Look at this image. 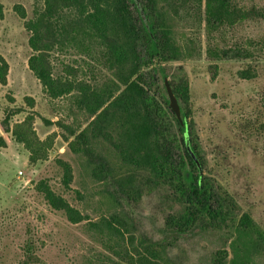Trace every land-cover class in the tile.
Listing matches in <instances>:
<instances>
[{"label": "trees", "instance_id": "trees-1", "mask_svg": "<svg viewBox=\"0 0 264 264\" xmlns=\"http://www.w3.org/2000/svg\"><path fill=\"white\" fill-rule=\"evenodd\" d=\"M41 1L25 22L33 52L29 69L50 99L67 100L66 117L83 116L86 125L70 129L68 149L85 159L97 182L110 185L103 186L105 209L95 218L48 181L36 186L53 211L72 225H84L92 248L83 264H178L172 255L175 244L205 232L222 235L233 253L229 259L226 250L219 251L209 264H255L254 257L264 251V231L251 212L243 211L240 195L219 180L223 172L211 169L194 122L187 123L200 167L186 148L185 127L169 100L160 96L158 101L150 87L153 80L167 78L163 65L202 55V46L181 32L183 22L204 32L209 60L245 62L240 79L256 81L264 61V31L255 37L243 33L255 25L264 30V0H140L143 14L135 0ZM15 9L27 18L22 6ZM69 49L90 60L92 80L77 79L72 68L65 70V77L54 74L51 53ZM8 73L9 64L0 57V86L7 84ZM170 84L182 117L188 119L191 88L186 73ZM259 103L253 117L237 127L242 139L264 137V88ZM13 116L6 113L2 131L25 148L31 163L48 161L53 141L38 137L33 116L12 126ZM5 145L0 140V147ZM58 163L69 191L73 168L66 161ZM149 189L164 191L172 208L158 240L141 232L124 206L140 200ZM26 235L23 264H32L38 259L37 240L32 230Z\"/></svg>", "mask_w": 264, "mask_h": 264}, {"label": "rangeland", "instance_id": "rangeland-1", "mask_svg": "<svg viewBox=\"0 0 264 264\" xmlns=\"http://www.w3.org/2000/svg\"><path fill=\"white\" fill-rule=\"evenodd\" d=\"M41 3V0H0L4 9V18L0 20V57L9 64L7 84L0 86V124L7 112L14 114L12 126L33 116L38 137L53 141L48 161L34 164L25 148L0 127V140L6 144L0 147V264H23L27 230H32L37 240L38 259L32 264H83V258L92 248L84 225H72L61 213L53 211L36 186L42 180L48 181L56 192L95 218L105 209L103 186L110 185L97 182L89 174L85 159L68 149L70 129H76L78 123L85 126L83 116L76 120L66 117L67 100L50 99L29 69L33 52L29 46L31 33L26 30L25 22L33 18ZM17 6L25 9L26 19L20 17ZM180 28L202 46V55L163 65L167 78L177 80L186 73L191 88L187 121L194 122L195 134L211 169L215 173L223 172L219 180L240 195L243 211L251 212L255 224L264 231V137L242 139L237 129L244 118L253 117L260 104L264 61L259 65L262 71L256 81L242 80L238 74L245 62L209 60L204 32L184 22ZM246 29L244 36L252 37L264 31L256 25ZM50 59L56 76L65 77V70L72 68L77 79L92 80L90 60L84 54L74 49L54 51ZM164 80L155 79L150 87L158 101H162L160 96L168 99ZM44 120L53 125H47ZM57 122H62L64 127H59ZM59 161H66L73 168L69 191L63 185ZM164 194L162 190L149 189L140 200L124 203L137 221L138 229L155 240L161 238L165 217L172 210ZM225 250L231 259L233 253L226 239L216 232H205L181 239L172 249V255L178 264H209L215 253ZM254 263L264 264V251L254 257Z\"/></svg>", "mask_w": 264, "mask_h": 264}, {"label": "water", "instance_id": "water-1", "mask_svg": "<svg viewBox=\"0 0 264 264\" xmlns=\"http://www.w3.org/2000/svg\"><path fill=\"white\" fill-rule=\"evenodd\" d=\"M138 8L140 9V12L143 14V9L140 5V0H135ZM164 84H165V88H166V91H167V95H168V100H169V106L171 108V110L174 112V114L176 115V117L178 118L179 122L181 123L182 126L185 127V144H186V148L188 150V152L190 153V155L193 157V159L197 162L198 166L200 167V164L197 160V157L196 155L194 154V151L192 149V146H191V138H190V131H189V126H188V121L187 119H184L182 117V108L180 106V103L178 101V98L176 97L172 87H171V84H170V81L168 78H166L164 80ZM202 171V169H200Z\"/></svg>", "mask_w": 264, "mask_h": 264}, {"label": "built area", "instance_id": "built-area-1", "mask_svg": "<svg viewBox=\"0 0 264 264\" xmlns=\"http://www.w3.org/2000/svg\"><path fill=\"white\" fill-rule=\"evenodd\" d=\"M20 175H23V172H20Z\"/></svg>", "mask_w": 264, "mask_h": 264}]
</instances>
